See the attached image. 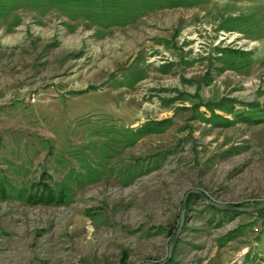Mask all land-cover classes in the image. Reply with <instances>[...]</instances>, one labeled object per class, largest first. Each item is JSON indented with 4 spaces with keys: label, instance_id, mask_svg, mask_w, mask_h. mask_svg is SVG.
Segmentation results:
<instances>
[{
    "label": "rangeland",
    "instance_id": "rangeland-1",
    "mask_svg": "<svg viewBox=\"0 0 264 264\" xmlns=\"http://www.w3.org/2000/svg\"><path fill=\"white\" fill-rule=\"evenodd\" d=\"M76 4L0 0V264H264V0Z\"/></svg>",
    "mask_w": 264,
    "mask_h": 264
},
{
    "label": "trees",
    "instance_id": "trees-1",
    "mask_svg": "<svg viewBox=\"0 0 264 264\" xmlns=\"http://www.w3.org/2000/svg\"><path fill=\"white\" fill-rule=\"evenodd\" d=\"M54 1H58V0H54ZM80 1L81 0H75V5H78L76 3ZM32 186L34 188V192L29 194L28 196L29 202L53 204L62 201V198L64 199L62 194H58L54 189L50 188L49 185L44 183V181L36 182ZM0 193L1 194L3 193L2 187L0 188Z\"/></svg>",
    "mask_w": 264,
    "mask_h": 264
},
{
    "label": "water",
    "instance_id": "water-1",
    "mask_svg": "<svg viewBox=\"0 0 264 264\" xmlns=\"http://www.w3.org/2000/svg\"><path fill=\"white\" fill-rule=\"evenodd\" d=\"M196 193H199V194L202 195V193H200V192H198V191H197ZM202 196H203V198H204L205 200H207L209 203H211V204H213V205H215V206H217V207H219V208H221V209H228V210H235V211H238V210H239V211H250V212H258V211L264 209V203H261V204H259V205H255V206H252V207H249V208L232 207V206H230V205H226V204L214 203V202H212L211 200H209L206 196H204V195H202ZM184 211H185V202H184V204H183L182 217H181V218H183V213H184ZM182 220H183V219H182ZM178 234H179V231L177 232V234H176V236H175V239L177 238ZM175 239H174L173 242H172V245H171V247H170V250L172 249V246H173V244H174V242H175ZM146 264H151V263H146Z\"/></svg>",
    "mask_w": 264,
    "mask_h": 264
},
{
    "label": "built area",
    "instance_id": "built-area-1",
    "mask_svg": "<svg viewBox=\"0 0 264 264\" xmlns=\"http://www.w3.org/2000/svg\"><path fill=\"white\" fill-rule=\"evenodd\" d=\"M27 101L31 102V103H35L36 102V97L34 95H31V96L27 97Z\"/></svg>",
    "mask_w": 264,
    "mask_h": 264
}]
</instances>
